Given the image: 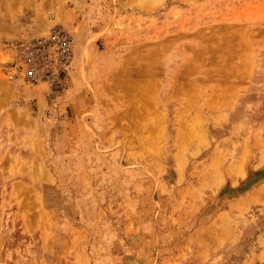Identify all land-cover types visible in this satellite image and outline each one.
Masks as SVG:
<instances>
[{"label": "rangeland", "instance_id": "374dc122", "mask_svg": "<svg viewBox=\"0 0 264 264\" xmlns=\"http://www.w3.org/2000/svg\"><path fill=\"white\" fill-rule=\"evenodd\" d=\"M49 4L5 45L53 107L57 187L30 233L0 207V264H264V0ZM56 28L70 61L29 81L19 43Z\"/></svg>", "mask_w": 264, "mask_h": 264}, {"label": "crops", "instance_id": "0c3cea01", "mask_svg": "<svg viewBox=\"0 0 264 264\" xmlns=\"http://www.w3.org/2000/svg\"><path fill=\"white\" fill-rule=\"evenodd\" d=\"M49 3L50 0H0V207H15L11 214L22 211L19 217L26 234L35 222L33 206H49L43 200L50 188L57 187V174L51 164L59 161V155H55L56 151L52 155L48 142L51 119L47 115L53 114V107L47 91L9 73L11 53L5 42L29 40L48 32L55 24L54 19L45 16ZM20 7L23 19L17 14ZM8 253L13 256L12 251Z\"/></svg>", "mask_w": 264, "mask_h": 264}, {"label": "built area", "instance_id": "2783aa9c", "mask_svg": "<svg viewBox=\"0 0 264 264\" xmlns=\"http://www.w3.org/2000/svg\"><path fill=\"white\" fill-rule=\"evenodd\" d=\"M18 68L29 81H35L44 74L63 69L71 59L73 39L60 28L50 34L27 43H19Z\"/></svg>", "mask_w": 264, "mask_h": 264}]
</instances>
